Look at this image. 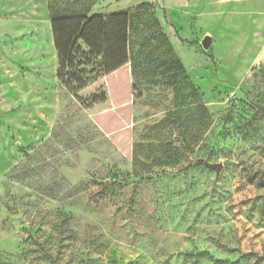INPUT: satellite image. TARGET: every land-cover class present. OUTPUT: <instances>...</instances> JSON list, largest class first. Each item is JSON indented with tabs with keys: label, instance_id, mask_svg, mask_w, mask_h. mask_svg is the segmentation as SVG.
Here are the masks:
<instances>
[{
	"label": "rangeland",
	"instance_id": "1",
	"mask_svg": "<svg viewBox=\"0 0 264 264\" xmlns=\"http://www.w3.org/2000/svg\"><path fill=\"white\" fill-rule=\"evenodd\" d=\"M151 1L176 70L67 86L48 1L0 0V264H264V0Z\"/></svg>",
	"mask_w": 264,
	"mask_h": 264
},
{
	"label": "trees",
	"instance_id": "2",
	"mask_svg": "<svg viewBox=\"0 0 264 264\" xmlns=\"http://www.w3.org/2000/svg\"><path fill=\"white\" fill-rule=\"evenodd\" d=\"M99 1L48 0L54 45L58 53L57 74L63 83L67 86L84 83L82 74L86 71L81 69L84 60L93 63L89 74L95 70L98 73H111L129 63L131 75L136 81L162 77L176 70L179 61L157 16L160 9L157 2L144 0L121 12L92 14ZM79 41L86 46L81 54L82 45L76 49ZM189 150L186 146L174 147L160 142L158 151L161 156L173 157L175 161L164 164L158 160L155 164L176 165L179 163L176 158L179 153ZM139 161L138 157L134 161V176L140 175L138 163L142 162ZM152 164L143 165V169L148 170ZM193 165L201 164H194L193 161Z\"/></svg>",
	"mask_w": 264,
	"mask_h": 264
},
{
	"label": "water",
	"instance_id": "3",
	"mask_svg": "<svg viewBox=\"0 0 264 264\" xmlns=\"http://www.w3.org/2000/svg\"><path fill=\"white\" fill-rule=\"evenodd\" d=\"M212 37L206 35L202 40V45L204 48H208L211 45ZM194 164H201L206 169L215 171L216 177H218L223 169V162H211L208 159L202 157L194 156Z\"/></svg>",
	"mask_w": 264,
	"mask_h": 264
},
{
	"label": "crops",
	"instance_id": "4",
	"mask_svg": "<svg viewBox=\"0 0 264 264\" xmlns=\"http://www.w3.org/2000/svg\"><path fill=\"white\" fill-rule=\"evenodd\" d=\"M46 1H48V0H46ZM51 29H52V25H51ZM52 34H53V33H52ZM115 72H118V71H115ZM115 72H114V73H115Z\"/></svg>",
	"mask_w": 264,
	"mask_h": 264
}]
</instances>
